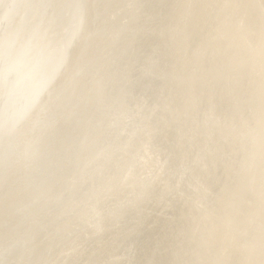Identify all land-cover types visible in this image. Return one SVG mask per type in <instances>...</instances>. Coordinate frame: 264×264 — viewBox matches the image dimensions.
<instances>
[{
  "label": "clouds",
  "instance_id": "9594fccd",
  "mask_svg": "<svg viewBox=\"0 0 264 264\" xmlns=\"http://www.w3.org/2000/svg\"><path fill=\"white\" fill-rule=\"evenodd\" d=\"M0 264H264V0H0Z\"/></svg>",
  "mask_w": 264,
  "mask_h": 264
}]
</instances>
